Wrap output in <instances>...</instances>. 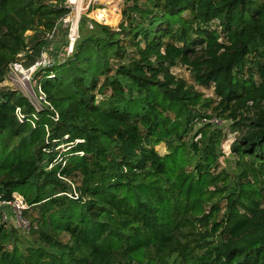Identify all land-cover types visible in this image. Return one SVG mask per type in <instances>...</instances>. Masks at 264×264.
<instances>
[{"label": "trees", "instance_id": "obj_1", "mask_svg": "<svg viewBox=\"0 0 264 264\" xmlns=\"http://www.w3.org/2000/svg\"><path fill=\"white\" fill-rule=\"evenodd\" d=\"M63 1L0 0V83L19 53L39 57ZM121 11L118 28L92 20L71 56L37 72L39 107L0 88V201L19 193L41 213L37 245L10 247L0 225V264H264V0H126ZM28 30L44 38L30 45ZM179 63L242 129L233 186L214 173L213 99ZM197 120L202 146L185 139Z\"/></svg>", "mask_w": 264, "mask_h": 264}, {"label": "rangeland", "instance_id": "obj_2", "mask_svg": "<svg viewBox=\"0 0 264 264\" xmlns=\"http://www.w3.org/2000/svg\"><path fill=\"white\" fill-rule=\"evenodd\" d=\"M63 2L62 3L65 4V0ZM125 2L126 0H92L90 8L87 10H84L79 19L78 40L82 36L91 32V30L94 27L92 24V20H95V21H98L104 24H108L112 26L113 28H118L119 23L122 21V18H123L121 10ZM87 4H88V0L86 1V5ZM216 22H213L212 26L218 28ZM26 34L29 35L30 45H33V43L37 41L39 38H44V35H45L42 32L40 34H37L36 38L32 40L31 36L35 34V31L28 30ZM67 46H68V28L63 23H60L59 31L56 34L55 38H52L51 40L48 39L47 43L45 44L43 48V51L48 52L52 56L57 55L59 57V60L64 61L65 60L64 51ZM25 61H26V65L29 64L30 62L29 58H26ZM172 70L178 77L185 79L188 86L190 87L192 86L194 90L202 92L204 98L213 99V102L211 103L209 107H203L204 108L203 112H205L206 114L214 115L213 116L214 118L212 117L213 119H210V121L213 122V124L215 125V126H212L211 130L214 132L219 129V130H222L224 134V138L221 144L222 155L220 156V163H219L220 165L216 167L214 173H218L222 171L223 169H226L228 171V174L230 175L231 181L233 182L231 183L232 185L230 186H233L235 182L238 181L239 175H238V170H236V163L234 162L236 157L232 155L233 154L232 144L242 134V129L236 128L235 126H233L234 120L226 117L224 113L217 115L214 107L218 103V98L216 97L214 93L213 87H205V86L198 84L193 77V72L190 70L188 66L184 64L179 63L175 67H173ZM245 76H248V74L245 73ZM37 81L38 80H36L35 83H37ZM0 88L20 90L16 82H11L8 78H6L3 82L0 83ZM97 98L98 100H101L102 96H98ZM35 103L37 107L40 106V102L35 101ZM247 114H250V113H247ZM202 125H203V122L201 120H197L194 124V129H193L192 134L187 135L185 139L187 140V139L193 138L194 141L199 142L200 146H202L203 142H201V140L204 138L202 137V133L198 131V129ZM197 131L198 133H196ZM64 146H65L64 144H61L60 147L62 150L65 148ZM155 148L161 155H165L169 152L168 151L169 148L165 141L157 144ZM228 156L232 158L233 160L232 161L227 160ZM192 165L193 163L187 166V168L192 169L193 168ZM16 195L21 196V194L19 193H16ZM215 200L219 201V199H215ZM263 202H264V199H263ZM26 204L28 205L27 202ZM220 206L222 207V212H224L225 206H226L225 201L221 202ZM5 207H8V208H5ZM5 207L4 208L7 212L8 218L7 220H4L3 217L0 216V225L4 223L6 228L11 233V235L13 234V240L11 239V243L9 246L12 247V244H14L15 241L20 244L21 248H25L26 246H29V245H37V243H39V240H38L39 233L37 230L39 229L40 222H41L40 208L38 206L28 205L26 209L23 210V212L26 211L25 216L28 219V221H30L31 223L30 229H27V228L19 226L18 221L16 220L14 209L10 205H6ZM209 207H210V204L206 206V209H208ZM69 238L70 236L67 233H62L59 236V239L62 242H68ZM210 239L216 240L217 237L214 236V237H211Z\"/></svg>", "mask_w": 264, "mask_h": 264}, {"label": "built area", "instance_id": "obj_3", "mask_svg": "<svg viewBox=\"0 0 264 264\" xmlns=\"http://www.w3.org/2000/svg\"><path fill=\"white\" fill-rule=\"evenodd\" d=\"M86 1L87 0H65L64 5L69 9V12L57 21L52 31L46 34L47 41L48 39L51 40L52 38H55L56 34L58 33L60 23H63L65 26H67L68 46L65 48V51L63 50L65 60L67 57L73 54L75 43L78 40L79 19L83 11L90 8L92 0H88L87 5ZM25 59V52L19 53L17 58L9 64L6 78H8L11 82H16V84L20 88V91L24 93L26 97L35 105V101H46V96L41 88L37 72L42 68L49 67L55 63L63 61L59 60V57L57 55L52 56L48 52H45L43 50L34 62L26 65ZM36 80H38L37 83H35ZM17 115L20 119H22L23 114L20 107L17 108ZM213 118H204L203 122L213 124V122L210 121V119ZM6 205H10L14 209L16 220L18 221L19 226L30 229V222L25 218L23 214V210L28 206L24 198L22 196L15 195V198L11 200L0 201V216H2L4 220H7L8 218L7 212L4 208Z\"/></svg>", "mask_w": 264, "mask_h": 264}, {"label": "water", "instance_id": "obj_4", "mask_svg": "<svg viewBox=\"0 0 264 264\" xmlns=\"http://www.w3.org/2000/svg\"><path fill=\"white\" fill-rule=\"evenodd\" d=\"M233 155V154H232Z\"/></svg>", "mask_w": 264, "mask_h": 264}]
</instances>
